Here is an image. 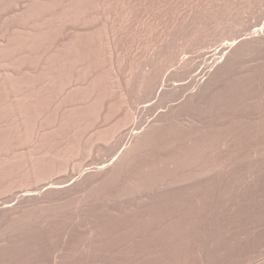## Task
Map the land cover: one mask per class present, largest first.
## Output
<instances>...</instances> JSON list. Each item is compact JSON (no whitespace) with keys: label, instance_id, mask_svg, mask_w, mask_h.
<instances>
[{"label":"rangeland","instance_id":"374dc122","mask_svg":"<svg viewBox=\"0 0 264 264\" xmlns=\"http://www.w3.org/2000/svg\"><path fill=\"white\" fill-rule=\"evenodd\" d=\"M84 1L0 0V264H264V0Z\"/></svg>","mask_w":264,"mask_h":264},{"label":"bare ground","instance_id":"6f19581e","mask_svg":"<svg viewBox=\"0 0 264 264\" xmlns=\"http://www.w3.org/2000/svg\"><path fill=\"white\" fill-rule=\"evenodd\" d=\"M77 1H79L78 4H80L81 6H84V5H83V3L85 2L84 0H77ZM99 1H100V0H99ZM113 1H114V0H113ZM14 2H15V1H14ZM26 2H27V1H26ZM29 2H30V1H29ZM57 3H58V2H57ZM62 3H63V2H62ZM76 3H77V2H76ZM99 3H100V2H99ZM226 3H227V2H226ZM59 4H60V3H59ZM63 4H64V3H63ZM67 4H68V3H67ZM84 4H85V3H84ZM222 4H223V3H222ZM17 5H18V4H17ZM60 5H61V4H60ZM88 5H89V4H88ZM101 5H102V4H101ZM103 5H104V4H103ZM219 5H220V4H219ZM31 6H32V5H31ZM34 6H35V5H34ZM106 6H108V5L106 4ZM44 7H45V6H44ZM55 7H56V6H55ZM63 7H64V6H63ZM104 7H105V6H104ZM104 7H103V8H104ZM219 7H220V6H219ZM219 7H218V8H219ZM224 7H225V6H224ZM31 8H32V7H31ZM45 8H46V7H45ZM82 8L84 9V7H82ZM99 8H100V6H99ZM101 8H102V7H101ZM101 8H100V9H101ZM2 9H3V8H2ZM21 9H22V8H21ZM67 9H68V8H67ZM74 9H75V8H74ZM83 9H82V10H83ZM202 9H203V8H202ZM211 9H212V8H211ZM219 9H221V8H219ZM223 9H224V8H223ZM223 9H222V10H223ZM230 9H231V8H230ZM230 9H229V10H230ZM232 9H233V8H232ZM36 10H37V9H36ZM47 10H48V9H47ZM53 10H54V9H53ZM70 10H71V9H70ZM212 10H213V9H212ZM212 10H211V11H212ZM214 10H215V8H214ZM216 10H218V9H216ZM225 10H226V9H225ZM227 10H228V7H227ZM229 10H228V11H229ZM20 11H21V10H20ZM24 11H25V10H24ZM26 11H27V10H26ZM29 11H30V10H29ZM50 11H51V10H50ZM50 11H49V12H50ZM102 11H103V10H102ZM108 11H109V10H108ZM203 11H204V10H203ZM22 12H23V10H22ZM27 12H28V11H27ZM34 12H36V11H34ZM75 12H76V11H75ZM103 12H104V11H103ZM209 12H210V11H209ZM212 12H213V11H212ZM212 12H211V13H212ZM217 12H218V11H217ZM217 12H216V13H217ZM222 12H223V11H222ZM29 13H30V12H29ZM54 13H56V12H54ZM76 13H77V12H76ZM82 13H83V12H82ZM207 13H208V12H207ZM229 13H230V12H229ZM36 14H37V13H36ZM36 14H35V15H36ZM50 14H51V13H50ZM59 14H60V13H59ZM77 14H78V13H77ZM112 14H113V13H112ZM197 14H198V13H197ZM219 14H220V13H219ZM219 14H218V15H219ZM221 14H222V13H221ZM221 14H220V15H221ZM226 14H227V12H226ZM6 15H7V14H6ZM29 15H30V14H29ZM29 15H28V16H29ZM66 15L68 16V13L65 14V16H66ZM79 15H80V14H79ZM207 15H208V14H207ZM214 15H215V14L213 13V14H212V17H213ZM224 15H225V14H224ZM224 15H223V16H224ZM48 16H49V15H48ZM65 16H64V17H65ZM203 16H204V15H203ZM208 16H209V15H208ZM223 16H222V17H223ZM11 17H12V15H11ZM107 17H108V16H107ZM204 17H205V16H204ZM204 17H203V18H204ZM206 17H207V16H206ZM206 17H205L204 19H207ZM217 17H218V16H217ZM36 18H37V17H36ZM41 18H42V17H41ZM44 18H45V15H44ZM66 18H68V17H66ZM18 19H19V18H18ZM60 19H61V21H62V18H60ZM104 19H105V18H104ZM218 19H219V18H218ZM64 20H65V19H64ZM68 20H69V19H68ZM111 20H112V19H111ZM196 20H197V19H196ZM198 20H199V19H198ZM201 20H202V19H201ZM211 20H213V19H211ZM31 21H32V20H31ZM40 21H41V20H40ZM46 21H47V17H46ZM61 21H59V22H61ZM66 21H67V19L65 20V23L68 22V21H67V22H66ZM85 21H86V20H85ZM204 21H205V20H204ZM207 21H208V20H207ZM209 21H210V20H209ZM214 21L217 22L218 20L216 19V20H214ZM43 22H44V20H43ZM70 22H71V21H70ZM200 22H201V21H200ZM210 22H211V21H210ZM224 22H225V21H224ZM32 23H33V22H32ZM68 23H69V22H68ZM104 23H105V22H104ZM196 23H197V22H196ZM212 23H213V22H212ZM33 24H34V23H33ZM57 24H58V23H57ZM109 24H110V23H109ZM199 24H200V23H199ZM224 24H225V23H224ZM31 25H32V24H31ZM31 25H30V26H31ZM190 25H191V23H190ZM200 25H201V24H200ZM209 25H211V24L209 23ZM218 25H219V24H218ZM6 26H7V25H6ZM34 26H35V25H33V27H34ZM55 26H56V25H55ZM109 26H110V25H109ZM193 26H194V24H193ZM31 27H32V26H31ZM49 27H51V26H49ZM122 27H123V26H122ZM189 27H190V26H189ZM29 28H30V27H29ZM40 28H41V27H39V29H40ZM109 28H110V27H109ZM190 28H191V27H190ZM206 28H207V27H206ZM5 29H6V28H5ZM37 29H38V27H37ZM107 29H108V28H107ZM119 29H122V28H119ZM35 30H36V29H35ZM183 30H184V29H183ZM195 30H196V29H195ZM200 30H201V29H200ZM5 31H6V30H5ZM28 31H29V30H28ZM92 31H93V30H92ZM37 32H38V31H37ZM37 32H36V33H37ZM193 32H194V31H193ZM27 33H28V32H27ZM36 33H35V34H36ZM191 33H192V32H191ZM38 34H39V33H38ZM110 34H111V33H110ZM183 34H184V32H183ZM196 34H197V33H196ZM22 35H23V34H22ZM31 35H32V34H31ZM7 36H8V35H7ZM177 36H178V34H177ZM20 37H21V36H20ZM31 37H32V36H31ZM35 37H37V36H35ZM35 37H34V38H35ZM38 37H39V36H38ZM183 37H184V35H183ZM204 37H205V36H204ZM7 38H8V37H7ZM9 38H10V37H9ZM29 38H30V35H29ZM42 38H43V37H42ZM74 38H75V37H74ZM177 38H179V37H177ZM197 38H198V37H197ZM206 38H207V37H206ZM206 38H205V39H206ZM24 39H25V38H24ZM36 39H37V38H36ZM44 39H45V38H44ZM185 39H186V38H185ZM190 39H191V37H190ZM39 40H40V39H39ZM67 40H68V39H67ZM28 41H29V40H28ZM33 41H34V40H33ZM74 41H75V40H74ZM96 41H97V40H96ZM195 41H196V40H195ZM4 42H5V41H4ZM6 42H7V40H6ZM25 42H26V44H27V40H26ZM43 42H44V41H43ZM72 42H73V41H72ZM13 43H14V42H13ZM13 43H12V44H13ZM34 43H35V42H34ZM34 43H32L31 45H33ZM74 43H75V42H74ZM91 43H92V42H91ZM194 43H195V42H194ZM1 44H2V43H1ZM9 44H10V43H9ZM20 44H21V43H20ZM22 44H23V43H22ZM187 44H188V43H187ZM197 44H198V42H197ZM18 45H19V44H18ZM24 45H25V44H24ZM188 45H189V44H188ZM191 45H192V44H191ZM4 46H5V45H4ZM13 46H14V45H13ZM62 46H63V45H62ZM70 46H71V45H70ZM177 46H179V45H177ZM194 46H195V45H194ZM7 47H8V46H7ZM17 47H18V46H17ZM19 47H20V46H19ZM26 47H29V46L26 45ZM45 47H46V46H45ZM110 47H111V46H110ZM166 47H167V46H166ZM168 47H169V46H168ZM236 47H237V46H236ZM236 47H234V50H235V49L237 50V51L235 50V51H236V54H237L238 51H240V50H238V48H236ZM238 47H239V45H238ZM11 48H12V47H11ZM15 48H16V47H15ZM48 48H49V47H48ZM48 48H47V49H48ZM74 48H75V47H74ZM76 48H77V47H76ZM185 48H186V47H185ZM231 48H233V47H231ZM240 48H241V47H240ZM240 48H239V49H240ZM20 49H23V48H20ZM30 49H31V48H30ZM37 49H38V48H37ZM49 49H50V48H49ZM72 49H73V48H72ZM77 49H78V48H77ZM114 49H115V48H114ZM165 49H166V48H165ZM165 49H164L163 51H165ZM41 50H42V49H41ZM51 50H52V49H51ZM59 50H60V49H59ZM67 50H68V49H67ZM112 50H113V49H112ZM166 50H167V49H166ZM170 50H171V49H170ZM11 51H12V50H11ZM25 51H26V48H25ZM76 51H77V50H76ZM228 51L230 52V49H229ZM231 51H233V49H232ZM16 52H17V51H16ZM18 52H19V51H18ZM21 52H22V50H21ZM29 52H30V51H29ZM49 52H51V51H49ZM55 52H56V51H55ZM63 52H64V51H63ZM65 52H66V51H65ZM78 52H79V51H78ZM165 52H166V51H165ZM229 52H227V53L231 56V53H232V52H231V53H229ZM233 52H234V51H233ZM0 53H1V52H0ZM44 53H45V52H43V54H44ZM46 53H47V52H46ZM57 53H58V52H57ZM167 53H168V52H167ZM180 53H181V52H180ZM2 54H3V53H2ZM16 54L18 55V53H16ZM27 54H28V53H27ZM31 54H32V53H31ZM51 54H52V53H51ZM54 54H55V53H54ZM80 54H81V53H80ZM160 54H161V53H160ZM162 54H163V53H162ZM217 54H218V53H217ZM232 54H233V53H232ZM0 55H1V54H0ZM11 55H12V54H11ZM41 55H42V54H41ZM70 55H71V54H70ZM73 55H74V54H73ZM76 55L78 56V54H76ZM82 55H83V54H82ZM84 55H85V54H84ZM169 55H170V54H169ZM206 55H207V54H206ZM215 55H216V53H215ZM215 55H214V56L211 55V56H212V57H215ZM46 56H47V55H46ZM53 56H54V55H53ZM167 56H168V55H167ZM211 56H209V57L211 58ZM3 57H5V56L3 55ZM8 57H9V56H8ZM22 57H23V56H22ZM22 57H20V58H22ZM161 57L163 58V56H161ZM161 57H160V58H161ZM164 57H165V56H164ZM171 57H172V56H171ZM171 57H170V58H171ZM222 57H223V56H222ZM227 57H228V60H229V61H227V63H228V62L230 63V61L232 60L231 57H235V54L232 55V56L230 57L231 60L229 59V56H227ZM227 57H225L226 60H227ZM23 58H24V57H23ZM25 58H26V57H25ZM46 58H48V56H47ZM79 58H80V57H79ZM116 58H117V57H116ZM155 58H156V57H155ZM166 58H168V57H166ZM210 58H209V59H210ZM6 59H7V58H6ZM16 59H17V58H16ZM40 59H41V58H40ZM57 59H58V58H57ZM67 59H68V58H67ZM87 59H89V58H87ZM112 59H113V58H112ZM168 59H169V58H168ZM206 59H207V58H206ZM209 59H207V60H209ZM213 59H215V58H213ZM0 60H1V59H0ZM2 60H3V59H2ZM10 60H11V59H10ZM29 60H30V59H29ZM47 60H48V59H47ZM155 60H156V59H155ZM158 60H160V59H158ZM215 60H217V59H215ZM222 60H223V59H222ZM15 61H16V60H15ZM30 61H31V60H30ZM56 61H57V60H56ZM76 61H77V60H76ZM84 61H85V60H84ZM111 61H112V60H111ZM151 61H152V60H151ZM156 61H157V60H156ZM163 61H164V60H163ZM163 61H162V62H163ZM175 61H176V60H175ZM213 61H214V60H212V62H213ZM31 62H32V61H31ZM48 62H49V61H48ZM164 62H166V61H164ZM171 62H172V61H171ZM183 62H184V61H183ZM207 62H209V61H207ZM216 62H217V61H215V64H216ZM21 63H22V62H21ZM42 63H43V62H42ZM45 63H46V62H45ZM54 63H55V62H54ZM58 63H59V62H58ZM66 63H67V62H66ZM71 63H73V62H71ZM81 63H82V61H81ZM159 63H160V61H159ZM181 63H182V62H181ZM213 63H214V62H213ZM3 64H4V63H3ZM27 64H28V63H27ZM49 64H50V63H49ZM85 64H86V63H85ZM150 64H151V63H150ZM160 64H161V63H160ZM163 64H164V63H163ZM175 64H177V63L175 62ZM183 64H184V67H185V66H186V65H185L186 63L184 62ZM23 65H24V64H23ZM68 65H69V64H68ZM71 65H73V64H71ZM147 65H148V64H147ZM155 65H156V64H155ZM157 65H158V64H157ZM164 65H165V64H164ZM167 65H168V64H167ZM188 65H189V64H188ZM3 66H4V65H3ZM16 66H17V65H16ZM28 66H30V65H28ZM59 66H60V65H59ZM62 66H63V65H62ZM98 66H99V65H98ZM112 66H113V65H112ZM130 66H131V65H130ZM149 66H150V65H149ZM168 66H169V65H168ZM0 67H1V66H0ZM7 67H8V66H7ZM10 67H11V66H10ZM25 67H27V66H25ZM33 67H34V66H33ZM57 67H58V66H57ZM75 67H76V66H75ZM83 67H84V65H83ZM87 67H88V66H87ZM143 67H144V66H143ZM163 67H164V66H163ZM221 67H222V65H221ZM11 68H12V67H11ZM50 68H51V67H50ZM64 68H65V67H64ZM159 68H160V66H159ZM159 68H158V69H159ZM161 68H162V67H161ZM161 68H160V69H161ZM182 68H183V67H182ZM39 69H40V68H39ZM51 69H52V68H51ZM67 69H68V68H67ZM79 69H80V67H79ZM144 69H145V68H144ZM154 69H155V68H154ZM158 69L156 70V72L158 71ZM222 69H223V68H222ZM24 70H25V69H24ZM34 70H35V69H34ZM55 70H56V69H52V70H51V72H50L51 75H54V74L58 73V72L53 73V72H55ZM64 70H65V69H64ZM68 70H69V69H68ZM75 70H76V69H75ZM152 70H153V69H152ZM161 70H163V69H161ZM165 70H166V68H165ZM219 70H220V69H219ZM8 71H9V70H8ZM14 71H15V70H14ZM20 71H21V70H20ZM25 71H26V70H25ZM31 71H32V70H31ZM36 71H37V70H36ZM40 71H41V70H40ZM46 71H47V70H46ZM52 71H53V72H52ZM56 71H57V70H56ZM76 71H77V70H76ZM81 72H82V71H81ZM93 72H94V71H93ZM98 72H99V71H98ZM140 72H141V71H140ZM143 72H144V71H143ZM145 72H146V71H145ZM145 72H144V73H145ZM8 73H9V72H8ZM12 73H13V72H12ZM27 73H29V72H27ZM52 73H53V74H52ZM85 73L87 74V71H85ZM152 73H153V72H152ZM158 73H159V72H158ZM161 73H163V71H162ZM23 74H26V73H23ZM35 74H36V72H35ZM64 74H65V73H64ZM141 74H142V73H141ZM12 75H13V74H12ZM16 75H17V73H16ZM71 75H72V74H71ZM154 75H155V73H154ZM154 75L151 74L150 72L148 73V70H147V73H146V74H143L142 76L139 77V78H142V77L144 78V85H145V88L148 90V92H149V91H152V90H150V88L153 87V83H154L155 81H157V80H160V79L157 78V77H158V74H156L157 77H155ZM159 75H161V74H159ZM7 76H8V75H7ZM23 76H24V75H23ZM33 76H34V75H33ZM56 76H57V75H56ZM56 76H55V77H56ZM58 76H60V73L58 74ZM73 76H74V75H73ZM76 76H78V75H76ZM89 76H90V75H89ZM138 76H139V75H138ZM10 77H11V76H10ZM14 77H15V76H14ZM18 77H19V76H17V79H18ZM29 77H30V76H29ZM47 77H49V75H48ZM53 77H54V76H53ZM61 77H63V76L61 75ZM123 77H124V75H123ZM161 77H162V76H161ZM33 78H34V77H33ZM38 78H39V77H38ZM58 78H59V77H58ZM58 78H56V79H58ZM64 78H65V77H64ZM70 78H71V77H70ZM76 78H77V77H76ZM139 78H138V79H139ZM143 78H142V79H143ZM156 78H157V80H156ZM2 79H3V78H2ZM15 79H16V78H15ZM71 79H72V78H71ZM71 79H70V80H71ZM97 79H98V78H97ZM110 79H111V78H110ZM133 79H134V78H133ZM25 80H26V79H25ZM37 80H38V79H37ZM37 80H36V81H37ZM45 80H47V79H45ZM100 80H101V79H100ZM118 80H119V79H118ZM207 80H208V79H207ZM1 81H3V80H1ZM7 81H8V80H7ZM39 81H41V80H39ZM48 81H49V80H48ZM55 81H56V80H55ZM101 81H102V80H101ZM24 82H25V81H24ZM51 82H52V81H51ZM78 82H79V81H78ZM84 82H85V81H84ZM96 82H98V81L96 80ZM96 82H95V83H96ZM120 82H121V81H120ZM139 82H140V81H139ZM197 82L199 83L200 80L197 81ZM209 82H210V81H209ZM1 83H2V82H1ZM17 83H18V82H17ZM32 83H33V82H32ZM39 83H40V82H39ZM42 83H45V82H42ZM47 83H48V82H47ZM52 83H53V82H52ZM95 83H94V84H95ZM103 83H104V82H103ZM140 83H142V82H140ZM156 83H157V82H156ZM14 84H15V82H14ZM60 84H61V83H60ZM60 84H59V85H60ZM67 84H68V83H67ZM91 84H92V83H91ZM96 84H97V83H96ZM118 84H119V83H118ZM123 84H124V83H123ZM138 84H139V83H138ZM142 84H143V83H142ZM157 84H158V83H157ZM205 84H206L205 86H207V85L210 86L208 83H205ZM12 85H13V84H12ZM21 85H22V84H21ZM21 85H20V86H21ZM27 85H28V84H27ZM33 85H34V84H33ZM38 85H39V84H38ZM48 85H49V84H48ZM51 85H53V84H51ZM75 85H76V84H75ZM121 85H122V84H121ZM134 85H136V84H134ZM140 85H141V84H140ZM154 85H155V83H154ZM203 85H204V84H203ZM4 86H5V85H4ZM4 86H3V87H4ZM22 86H23V85H22ZM22 86H21V87H22ZM40 86H41V85H40ZM55 86H56V84H55ZM62 86H63V85H62ZM71 86H73V85L71 84ZM123 86H124V85H123ZM205 86H202V88H203V87L205 88ZM47 87H48V86H47ZM53 87H54V86H53ZM63 87H64V86H63ZM86 87H87V86H86ZM88 87H89V86H88ZM88 87H87V88H88ZM94 87H95V86H94ZM121 87H122V86H121ZM124 87H125V86H124ZM126 87H127V85H126ZM137 87H138V86H137ZM141 87H142V86H141ZM210 87H211V86H210ZM25 88H26V87H25ZM38 88H39V87H38ZM57 88H58V87H57ZM66 88H68V87H66ZM76 88H77V87H76ZM89 88H90V87H89ZM92 88H93V87H92ZM128 88H129V87H128ZM135 88H136V87H135ZM5 89H6V87H5ZM7 89H8V88H7ZM9 89H10V88H9ZM36 89H37V88H36ZM73 89H75V88H73ZM80 89H81V88H80ZM130 89H131V88H130ZM206 89H207V87H206ZM208 89H209V88H208ZM12 90H13V87H12ZM42 90H44V89H42ZM56 90H57V89H56ZM59 90H60V89H59ZM64 90H65V88H64ZM68 90H69V89H68ZM120 90H122V89H120ZM132 90H133V88H132ZM153 90H154V88H153ZM217 90H218V89H217ZM32 91H33V90H32ZM70 91H72V90H70ZM87 91L89 92V90H87ZM128 91H129V90H128ZM140 91H141V90H140ZM143 91H144V89H143ZM5 92H6V91H5ZM23 92H24V91H23ZM34 92H35V91H34ZM37 92H38V91H37ZM44 92H45V91H44ZM47 92H48V91H47ZM67 92H68V91H67ZM102 92H103V91H102ZM129 92H130V91H129ZM132 92H134V91H132ZM148 92H147V93H148ZM221 92H222V91H221ZM31 93H32V92H31ZM97 93H98V92H97ZM126 93H127V92H126ZM137 93H139V92H137ZM141 93H142V92H141ZM145 93H146V91H145ZM147 93H146V94H147ZM150 93H151V92H150ZM150 93H149V94H150ZM162 93H163V92H162ZM162 93H160V94H162ZM206 93H208V92H206ZM88 94H89V93H88ZM99 94H100V93H99ZM99 94H98V95H99ZM121 94H122V92H121ZM193 94H194V93H193ZM220 94H221V93H220ZM14 95H15V94H14ZM34 95H35V94H34ZM39 95H40V94H39ZM62 95H63V94H62ZM66 95H67V94H66ZM68 95H69V94H68ZM124 95H125V94H124ZM124 95H123V96H124ZM128 95H129V93H128ZM137 95H138V94H137ZM137 95H136V96H137ZM162 95H164V93H163ZM64 96H65V95H64ZM72 96H73V95H72ZM131 96H132V94H131ZM142 96H143V95H142ZM203 96H204V95H203ZM7 97H8V96H7ZM17 97H18V96H17ZM22 97H23V96H22ZM27 97H28V96H27ZM59 97H61V96H59ZM126 97H127V96H126ZM129 97H130V95H129ZM129 97H128V99H129ZM145 97H146V96H145ZM161 97H162V96H161ZM166 97H167V96H166ZM201 97H202V96H201ZM201 97H200V98H201ZM214 97H215V96H214ZM1 98H2V96H1ZM29 98H30V97H29ZM39 98H40V97H39ZM46 98H47V97H46ZM48 98H49V97H48ZM63 98H65V97H63ZM63 98L61 97V99H63ZM85 98H86V97H85ZM110 98H111V97H110ZM130 98H131V97H130ZM141 98H142V97H141ZM159 98H160V97H159ZM196 98H197V97H196ZM200 98H199V99H200ZM221 98H222V97H221ZM13 99H14V98H13ZM17 99H18V98H17ZM25 99H27V98L25 97ZM41 99H42V98H41ZM52 99H53V98H52ZM61 99H60V100H61ZM82 99H83V98H82ZM112 99H113V98H112ZM142 99H143V98H142ZM191 99H192V98H191ZM63 100H64V99H63ZM65 100H66V99H65ZM88 100L90 101V99H88ZM121 100H122V99H121ZM124 100H125V99H124ZM124 100H123V101H124ZM135 100H136V98H135ZM139 100H140V99H139ZM223 100H224V99H223ZM21 101H22V100H21ZM33 101H35V100H33ZM37 101H38V100H37ZM37 101H36V102H37ZM71 101H72V100H71ZM104 101H105V100H104ZM132 101H133V99H132ZM192 101H193V100H192ZM214 101H215V100H214ZM217 101H218V100H217ZM0 102H2V101H0ZM8 102H9V101H8ZM59 102H60V101H59ZM66 102H67V101H66ZM82 102H83V101H82ZM85 102H86V101H85ZM93 102H94V100H93ZM97 102H99V101H97ZM129 102H130V101H129ZM203 102H204V101H203ZM15 103H16V102H15ZM30 103H31V102H30ZM40 103H42V102H40ZM46 103H48V102H46ZM46 103H45V104H46ZM197 103H198V101H197ZM200 103H201V102H200ZM204 103H205V102H204ZM8 104H10V103H8ZM11 104H12V103H11ZM21 104H22V103H21ZM25 104H26V103H25ZM48 104H49V103H48ZM64 104H65V103H64ZM70 104H71V103H70ZM97 104H98V103H97ZM130 104H131V103H130ZM215 104H216V103H215ZM6 105H7V104H6ZM23 105H24V104H23ZM89 105H90V104H89ZM105 105H106V104H105ZM123 105H124V103H123ZM220 105H221V104H220ZM220 105H219V106H220ZM3 106H4V105H3ZM67 106H68V105H67ZM91 106H92V105H91ZM93 106H94V105H93ZM93 106H92V107H93ZM135 106H136V105H135ZM210 106H211V105H210ZM20 107H21V106H20ZM62 107H63V106H62ZM136 107H137V106H136ZM193 107H194V106H193ZM197 107H198V106H197ZM200 107H201V106H200ZM214 107H215V106H214ZM4 108H5V107H4ZM10 108H12V107H10ZM16 108H17V107H16ZM33 108H34V107H33ZM49 108H50V107H49ZM1 109H2V108H1ZM14 109H15V108H14ZM54 109H55V108H54ZM94 109H95V108H93V110H94ZM129 109H130V108H129ZM134 109H136V108H134ZM196 109H197V108H196ZM210 109H211V108H210ZM23 110H24V109H23ZM32 110H33V109H32ZM69 110H70V109H69ZM88 110H89V109H88ZM103 110H104V109H103ZM110 110H111V109H110ZM112 110H113V109H112ZM190 110H191V108H190ZM190 110H189V111H190ZM221 110H222V109H221ZM0 111H1V110H0ZM42 111H43V110H42ZM44 111H45V110H44ZM44 111H43V112H44ZM85 111H86V110H85ZM127 111H128V110H127ZM187 111H188V110H187ZM4 112H5V111H4ZM56 112H57V111H56ZM64 112H65V111H64ZM92 112H93V111H92ZM94 112H95V110H94ZM190 112H192V111H190ZM20 113H21V112H20ZM62 113H63V112H62ZM86 113H87V112H86ZM86 113H85V114H86ZM121 113H122V112H121ZM22 114H23V113H22ZM68 114H69V113H68ZM76 114H77V113H76ZM82 114H83V113H82ZM95 114H96V113H95ZM127 114H128V113H127ZM194 114H195V113H194ZM210 114H211V113H210ZM216 114H217V113H216ZM12 115H13V114H12ZM44 115H45V113H44ZM46 115H47V114H46ZM59 115H60V114H59ZM63 115H64V114H63ZM69 115H70V114H69ZM71 115H72V114H71ZM177 115H178V114H177ZM181 115H182V113H181ZM221 115H222V114H221ZM15 116H16V115H15ZM39 116H40V115H39ZM42 116H43V115H42ZM47 116H49V114H48ZM66 116H67V115H66ZM130 116H131V115H130ZM134 116H135V115H134ZM205 116H206V115H205ZM180 117H181V116H180ZM186 117H187V116H186ZM5 118H6V117H5ZM27 118H28V117H27ZM39 118H40V117H39ZM100 118H101V117H100ZM126 118H127V117H126ZM126 118H125V119H126ZM133 118H134V117H133ZM181 118H182V117H181ZM181 118H180V119H181ZM1 119H2V118H1ZM10 119H11V118H10ZM17 119H18V118H17ZM59 119H60V118H59ZM78 119H79V118H78ZM83 119H84V118H83ZM92 119H93V118H92ZM102 119H103V118H102ZM105 119H106V118H105ZM3 120H5V119H3ZM8 120H9V119H8ZM36 120H37V119H36ZM39 120H40V119H39ZM53 120H54V119H53ZM56 120H58V119H56ZM136 120H137V119L132 120L131 123H133V122L136 121ZM157 120H158V119H156V122H157V124H158V121H157ZM169 120H170V119H169ZM171 120H172V119H171ZM202 120H203V119H202ZM206 120H207V119H206ZM222 120H223V119H222ZM12 121H13V120H12ZM12 121H11V122H12ZM41 121H42V120H41ZM119 121H120V120H119ZM164 121H165V120H164ZM200 121H201V120H200ZM217 121H218V120H217ZM220 121H221V120H220ZM13 122H14V121H13ZM37 122H38V121H37ZM62 122H63V121H62ZM108 122H109V121H108ZM142 122H143V121H142ZM145 122H146V121H145ZM145 122H143V123H145ZM154 122H155V121H154ZM165 122H167V120H166ZM171 122H172V121H171ZM184 122H185V121H184ZM17 123H18V122H17ZM46 123H47V122H46ZM67 123H68V122H67ZM125 123H126V122H125ZM139 123H141V122H139ZM139 123H138V127L141 125V124L139 125ZM160 123H162V122H159V124H160ZM163 123H164V122H163ZM179 123H180V122H179ZM189 123H190V122H189ZM199 123H201V122H199ZM209 123H211V121H210ZM2 124H3V122H2ZM7 124H8V123H7ZM62 124H63V123H62ZM72 124H73V122H72ZM82 124H83V123H82ZM98 124H99V123H98ZM102 124H103V123H102ZM151 124H152V122H151ZM151 124H150V125L148 124V126H153L154 123H153L152 125H151ZM155 124H156V123H155ZM173 124H174V123H173ZM9 125H10V124H9ZM28 125H29V124H28ZM40 125H41V124H40ZM46 125H48V124H46ZM46 125H45V126H46ZM90 125H92V124H90ZM143 125H144V124H143ZM2 126H4V125H2ZM14 126H16V125H14ZM35 126H36V125H35ZM38 126H39V125H38ZM64 126H65V125H64ZM69 126H70V125H69ZM80 126H81V125H80ZM84 126H85V125H84ZM217 126H218V125H217ZM18 127H19V126H18ZM27 127H28V126H27ZM36 127H37V126H36ZM57 127H58V126H57ZM113 127H114V126H113ZM117 127H118V126H116L115 128L117 129ZM141 127H142V128H141ZM166 127H167V126H166ZM6 128H7V125H6ZM31 128H32V127H31ZM51 128H52V126H51ZM75 128H76V127H75ZM110 128H111V127H110ZM140 128H141V129H140L139 132H137V133H135V134L132 133V134H133L132 136H130V135L127 133V136L129 135V136L131 137V138H130L131 140H132V139H138V140H140V139L142 138L141 136H143L144 134H145V136L147 135L146 133H147L148 131H146V130L151 129V128H148V129H147V126H145V127L140 126ZM45 129H46V128H45ZM57 129H58V128H57ZM80 129H82V128H80ZM116 129H115V130H116ZM161 129H162V128H161ZM103 130H104V129H103ZM138 130H139V128H138ZM157 130H159V129H157ZM2 131H3V130H2ZM60 131H61V130H60ZM90 131H91V130H90ZM107 131H108V130H107ZM110 131H111V130H110ZM136 131H137V130H136ZM136 131H135V132H136ZM145 131H146V132H145ZM202 131H203V130H202ZM12 132H13V131H12ZM34 132H35V131H34ZM46 132H47V131H46ZM75 132H76V131H75ZM93 132H94V131H93ZM98 132H99V131H98ZM114 132H115V131H114ZM117 132H118V131H117ZM132 132H133V131H132ZM149 132H150V130H149ZM149 132H148V134L150 135ZM94 133H95V132H94ZM99 133H100V132H99ZM106 133H107V132H106ZM154 133H156V132H154ZM34 134H35V133H34ZM59 134H60V133H59ZM158 134H159V133H158ZM6 135H7V134H6ZM14 135H15V134H14ZM40 135H41V134H40ZM78 135H79V134H78ZM101 135H102V134H101ZM111 135H112V134H111ZM113 135H114V134H113ZM116 135H117V134H116ZM183 135H184V134H183ZM185 135H186V134H185ZM193 135H194V134H193ZM20 136H21V135H20ZM51 136H52V134H51ZM105 136H106V135H105ZM108 136H109V135H108ZM118 136H119V134H118ZM160 136H161V135H160ZM160 136H159V138H160ZM166 136H167V135H166ZM172 136H173V135H172ZM43 137H45V136H43ZM59 137H60V136H59ZM103 137H104V136H103ZM112 137H114V136H112ZM153 137H154V136H153ZM78 138H79V137H78ZM91 138H92V137H91ZM100 138H101V137H100ZM107 138H108V137H107ZM139 138H140V139H139ZM20 139H21V138H20ZM63 139H64V138H63ZM124 139H125V138H124ZM130 139H128V140H130ZM12 140H14V139H12ZM25 140H26V139H25ZM40 140H41V139H40ZM96 140H97V139H96ZM107 140H108V139H107ZM151 140H152V139H151ZM158 140H159V139H158ZM205 140H206V139H205ZM31 141H32V140H31ZM38 141H39V140H38ZM51 141H52V140H51ZM82 141H83V140H82ZM102 141H103V140H102ZM16 142H17V141H16ZM20 142H21V141H20ZM24 142H25V141H24ZM64 142H65V141H64ZM116 142H117V141H116ZM134 142H135V141H134ZM188 142H189V141H188ZM197 142H198V141H197ZM47 143H48V142H47ZM49 143H51V142H49ZM80 143H81V142H80ZM92 143H93V142H92ZM100 143H101V142H100ZM110 143H111V142H110ZM145 143H146V142H145ZM194 143H195V142H194ZM201 143H202V142H201ZM23 144H24V143H23ZM25 144H26V143H25ZM39 144H40V143H39ZM54 144H55V143H54ZM60 144H61V143H60ZM66 144H67V143H66ZM85 144H86V143H85ZM142 144H143V143H142ZM146 144H147V143H146ZM152 144H154V143H152ZM3 145H4V144H3ZM33 145H34V144H33ZM47 145H48V144H47ZM200 145H201V144H200ZM41 146H42V145H41ZM75 146H76V145H75ZM83 146H84V145H83ZM134 146H135V145H134ZM139 146H140V145H139ZM188 146H189V144H188ZM0 147L3 149L2 146H0ZM21 147H22V146H21ZM29 147H30V146H29ZM84 147H85V146H84ZM89 147H91V146H89ZM115 147H116V146H115ZM119 147H120V146H119ZM143 147H144V146H143ZM6 148H8V147H6ZM53 148H54V147H53ZM74 148H75V147H74ZM93 148H94V147H93ZM96 148H97V147H96ZM184 148H186V147H184ZM190 148H191V147H190ZM49 149H50V148H49ZM106 149H107V148H106ZM115 149H116V148H115ZM52 150H53V149H52ZM58 150H59V149H58ZM71 150H72V149H71ZM91 150H92V149H91ZM112 150H113V147H112ZM124 150H125V149H124ZM124 150H123V151H124ZM138 150H139V149H138ZM155 150H156V149H155ZM53 151H54V150H53ZM60 151H61V150H60ZM82 151H83V150H82ZM89 151H90V150H89ZM104 151H105V150H104ZM147 151H148V150H147ZM38 152H39V151H38ZM41 152H42V151H41ZM66 152H67V151H66ZM70 152H71V151H70ZM90 152H91V151H90ZM94 152H95V151H94ZM125 152H126V151H124L119 157H122V155H124ZM130 152H131V151L129 150V153H130ZM141 152H142V151H141ZM162 152H163V151H162ZM189 152H190V151H189ZM33 153H34V152H33ZM114 153H115V152H114ZM120 153H121V152H120ZM127 153H128V152H127ZM138 153H139V152H138ZM186 153H187V152H186ZM19 154H20V153H19ZM23 154H25V153H23ZM36 154H37V153H36ZM36 154H35V155H36ZM45 154H46V153H45ZM81 154H82V153H81ZM83 154H84V153H83ZM90 154H91V153H90ZM131 154H133V153L131 152V153H130V156H127V155H126V157H129V158H130V157H131ZM144 154H145V153H144ZM199 154H200V153H199ZM56 155H57V154H56ZM65 155H66V154H65ZM65 155H64V156H65ZM75 155H76V154H75ZM91 155H92V154H91ZM112 155H113V153H112ZM139 155H140V154H139ZM155 155H156V154H155ZM180 155H181V154H180ZM190 155H191V154H190ZM76 156H77V155H76ZM209 156H210V155H209ZM60 157H61V156H60ZM86 157H87V156H86ZM117 157H118V156H117ZM195 157H196V155H195ZM78 158H79V157H78ZM115 158H116V157H115ZM115 158H114V159H115ZM122 158H123V157H122ZM124 158H125V156H124ZM133 158H134V157H133ZM177 158H178V156H177ZM205 158H206V157H205ZM50 159H51V158H50ZM127 159H128V158H127ZM41 160H42V159H41ZM53 160H54V159H53ZM71 160H72V159H71ZM98 160H99V158H98ZM112 160H113V159H112ZM128 160H129V159H128ZM164 160H165V159H164ZM168 160H169V159H168ZM179 160H180V159H179ZM203 160H204V159H203ZM207 160H208V159H207ZM23 161H24V160H23ZM35 161H36V160H35ZM0 162H1V161H0ZM30 162H31V161H30ZM62 162H63V161H62ZM65 162H66V161H65ZM78 162H79V161H78ZM102 162H103V161H102ZM106 162H107V163H106ZM106 162H105V164H102V165H107V164L109 163L108 161H106ZM112 162H113V161H112ZM116 162H117V161H116ZM116 162H115V165H116ZM46 163H47V162H46ZM51 163H52V162H51ZM57 163H59V162H57ZM57 163H56V164H57ZM126 163H127V165H128V162H126ZM161 163H162V162H161ZM161 163H160V165H161ZM67 164H68V163H67ZM109 164L111 165V163H109ZM109 164H108V165H109ZM143 164H144V163H143ZM177 164H178V163H177ZM72 165H73V164H72ZM97 165H98V164H97ZM99 165H100V163H99ZM108 165H107V167H108V170H109V167H110V166H108ZM124 165H125V164H124ZM130 165H131V164H130ZM145 165H146V164H145ZM150 165L153 166L152 163H151ZM164 165H165V164H164ZM10 166H11V165H10ZM21 166H22V165H21ZM23 166H24V165H23ZM63 166H64V165H63ZM82 166H83V165H82ZM100 166H101V165H100ZM112 166H114V165H112ZM141 166H142V165H141ZM167 166H168V165H167ZM179 166H180V165H179ZM39 167H40V166H39ZM101 167H104V166H101ZM101 167H99V168H101ZM114 167H115V166H114ZM122 167H123V166H122ZM122 167H121V168H122ZM125 167H127V166H125ZM142 167H143V166H142ZM142 167H141V168H142ZM153 167H154V166H153ZM200 167H201V166H200ZM37 168H38V167H37ZM46 168H47V167H46ZM61 168H63V167H61ZM70 168H71V167H70ZM105 168H106V166H105ZM105 168H103V169L101 168V169L105 171ZM154 168H155V167H154ZM156 168H158V167H156ZM170 168H171V167H170ZM29 169H30V168H29ZM32 169H33V168H32ZM35 169H36V168H35ZM57 169H58V168H57ZM81 169H82V168H81ZM81 169H79V170H81ZM101 169H100V170H101ZM112 169H113V168H112ZM158 169H159V168H158ZM42 170H43V168H42ZM63 170H64V169H63ZM90 170H91V169H90ZM123 170H124V169H123ZM149 170H150V169H149ZM173 170H174V169H173ZM199 170L201 171V169H199ZM20 171L22 172V170H20ZM24 171H25V170H24ZM26 171H28V169H27ZM37 171H38V170H37ZM104 171H103V172H104ZM38 172H39V171H38ZM59 172H60V171H59ZM63 172H64V171H63ZM121 172H122V171H121ZM156 172H157V171H156ZM52 173H53V172H52ZM56 173H57V172H56ZM65 173H66V172H65ZM67 173H68V172H67ZM100 173L102 174V172H100ZM100 173H99V174H100ZM175 173H176V172H175ZM12 174H13V173H12ZM23 174H24V173H23ZM34 174H35V173H34ZM54 174H55V173H54ZM71 174H72V173H71ZM74 174H75V173H74ZM74 174H73V175H74ZM113 174H114V173H113ZM116 174H117V173H116ZM129 174H130V173H129ZM179 174H180V173H179ZM77 175H78V173H77ZM89 175H90V174H89ZM89 175H88V176H89ZM93 175H94V174H93ZM93 175H92V176H93ZM122 175H123V174H122ZM125 175H126V174H125ZM134 175H136V174H134ZM134 175H133V176H134ZM36 176H37V175H36ZM47 176H48V175H47ZM58 176H59V175H58ZM60 176H61V175H60ZM68 176H69V175H68ZM86 176H87V175H86ZM86 176H85V177H86ZM88 176H87V177H88ZM5 177H6V176H5ZM72 177H73V176H72ZM72 177H71L70 179L65 180V181H62V182H58V181H57V182H54V183H49V184H47V185L44 184V185H46V186H45L46 189H44L43 191H45L47 194H52V195H53V194L61 195L63 192L66 193V192H68L69 190L75 188V187H76V184L78 183L76 180L73 181V180H72V179H73ZM75 177H76V176H75ZM99 177H100V176H99ZM20 178H21V177H20ZM30 178H31V177H30ZM32 178H33V177H32ZM34 178H35V177H34ZM47 178H49V177H47ZM140 178H141V177H140ZM142 178H143V177H142ZM2 179H3V178H2ZM23 179H24V178H23ZM37 179H38V178H37ZM63 179H64V178H63ZM75 179H76V178H75ZM84 179H85V178H84ZM86 179H87V178H86ZM86 179H85V180H86ZM95 179H96V178H95ZM99 179H100V178H99ZM110 179H111V178H110ZM114 179H115V178H114ZM130 179H131V177H130ZM182 179H183V178H182ZM10 180H11V178H10ZM45 180H46V179H45ZM49 180H50V179H49ZM59 180H60V179H59ZM61 180H62V179H61ZM153 180H154V179H153ZM173 180H174V179H173ZM3 181H4V179H3ZM3 181H2V182H3ZM12 181H13V180H12ZM54 181H55V180H54ZM89 181H90V180H89ZM102 181H103V179H102ZM111 181H112V180H111ZM127 181H128V180H127ZM138 181H139V180H138ZM14 182H15V181H14ZM22 182H23V181H22ZM76 182H77V183H76ZM82 182H83V181H82ZM118 182H120V181H118ZM135 182H137V181H135ZM204 182H205V181H204ZM9 183H10V182H9ZM109 183H110V182H109ZM142 183H143V182H142ZM1 184H2V183H1ZM1 184H0V185H1ZM25 184H26V182H25ZM40 184H41V183H40ZM110 184H111V183H110ZM125 184H126V182H125ZM140 184H141V183H140ZM160 184H162V183H160ZM183 184H184V183H183ZM7 185H9V184H7ZM30 185H31V184H30ZM78 185H79V184H78ZM83 185H84V184H83ZM95 185H96V184H95ZM145 185H146V184H145ZM23 186H24V185H23ZM23 186H22V187H23ZM74 186H75V187H74ZM86 186H87V185H86ZM121 186H122V185H121ZM126 186H127V185H126ZM17 187H18V186H17ZM40 187H41V186H40ZM106 187H107V186H106ZM140 187H141V186H140ZM153 187H154V186H153ZM29 188H30V187H29ZM0 189H1V188H0ZM25 189H26V188H25ZM76 189H77V188H76ZM102 189H103V188H102ZM108 189H109V188H108ZM177 189H178V188H177ZM16 190H17V189H16ZM111 190H112V189H111ZM125 190H126V189H125ZM140 190H141V189H140ZM156 190H157V189H156ZM17 192H18V191H17ZM151 192H152V191H151ZM3 193H4V192H3ZM59 193H60V194H59ZM69 193H71V192H69ZM79 193H80V192H79ZM85 193H86V192H85ZM25 194H27V193H25ZM25 194H23L22 196H20V198L22 197V199H24V200H26V199L29 200V199H33V198H38L39 200L43 199V196H41V194H39V193H38V194L35 193L36 195H34V196H33L34 193H32V194L29 193L30 195H28V194L25 195ZM72 194H73V193H72ZM80 194H81V193H80ZM107 194H108V193H107ZM112 194H113V193H112ZM144 194H145V193H144ZM156 194H157V193H156ZM43 195H44V194H43ZM56 195H55V197H58V195H57V196H56ZM64 195H65V194H64ZM98 195H99V194H98ZM49 196H50V195H49ZM73 196H74V195H73ZM100 196H101V195H100ZM39 197H40V198L42 197V198L40 199ZM47 197H48V196H47ZM53 197H54V196H53ZM63 197H64V196H63ZM65 197H66V196H65ZM82 197H83V196H82ZM94 197H95V196H94ZM166 197H167V196H166ZM4 198H5V197H4ZM7 198H10V197H7ZM11 198H12V197H11ZM44 198H46L45 195H44ZM51 198H52V197H51ZM51 198H50V199H51ZM60 198H61V196H60ZM67 198H68V197H67ZM70 198H71V197H70ZM122 198H123V197H122ZM143 198H144V197H143ZM143 198H142V199H143ZM13 199H14V198H13ZM48 199H49V198H48ZM58 199H59V198H58ZM79 199H81V198H79ZM105 199H106V198H105ZM162 199H163V198H162ZM35 200H36V199H35ZM46 200H47V199H46ZM53 200H54V199H53ZM53 200H52V201H53ZM139 200H140V199H139ZM139 200H138V201H139ZM147 200H148V198L146 199V201H147ZM0 201H1V200H0ZM4 201H5V200H4ZM33 201H34V200H33ZM69 201H70V200H69ZM86 201H87V200H86ZM104 201H105V200H104ZM37 202H38V201H37ZM40 202H41V201H40ZM46 202H47V201H46ZM49 202H50V201H49ZM63 202H64V201H63ZM143 202H144V201H143ZM44 203H45V202H44ZM59 203H60V202H59ZM61 203H62V202H61ZM18 204H19V203H18ZM21 204H23V203L21 202ZM26 204H27V203H26ZM34 204H35V202H34ZM47 204H48V202H47ZM51 204H52V203H51ZM62 204H63V203H62ZM84 204H85V203H84ZM133 204H134V203H133ZM149 204H150V203H149ZM1 205H2V206L0 207V213H2V212H3V213L8 212L9 210L13 209V207L15 206L13 200H10V199H8V201L3 202V204H1ZM131 205H132V204H131ZM19 206H20V204H19ZM22 206H23V205H22ZM24 206H25V205H24ZM39 206H40V205H39ZM122 206H123V205H122ZM133 206H134V205H133ZM25 207H26V206H25ZM32 207H33V206H32ZM41 207H42V206H41ZM41 207H40V208H41ZM131 207H132V206H131ZM135 207H136V206H135ZM140 207H141V206H140ZM34 208H36V207H34ZM16 209H17V208H16ZM25 209H26V208H25ZM30 210H31V209H30ZM36 210H37V208H36ZM36 210H35V211H36ZM44 210H45V209H44ZM122 210H123V209H122ZM122 210H121V211H122ZM27 211H28V210H27ZM46 211H47V210H46ZM37 212H38V211H37ZM104 213H105V212H104ZM114 213H115V212H114ZM22 214H24V213L22 212ZM47 214H48V213H47ZM110 214H111V213H110ZM16 215H17V214H16ZM31 215H32V214H31ZM118 215H119V214H118ZM2 216H4V214H3ZM5 216H6V214H5ZM29 216H30V214H29ZM46 216H47V215H46ZM17 217H18V216H17ZM60 218H61V217H60ZM100 218H101V217H100ZM114 218H115V217H114ZM6 219H7V218H6ZM4 221H5V220H4ZM19 221H20V220H19ZM93 221H94V220H93ZM99 222H100V221H99ZM2 223H4V222H2ZM87 224H88V223H87ZM121 224H122V223H121ZM168 224H169V223H168ZM177 224H178V223H177ZM130 225H131V224H130ZM30 226H31V225H30ZM36 226H37V225H36ZM135 226H136V225H135ZM88 227H89V226H88ZM97 227H98V226H97ZM141 227H142V226H141ZM9 228H10V227H9ZM32 228H33V227H32ZM101 228H102V227H101ZM89 229H90V228H89ZM112 229H113V228H112ZM122 229H123V227H122ZM96 230H97V229H96ZM120 230H121V229H120ZM100 231H101V230H100ZM121 231H122V230H121ZM107 232H108V231H107ZM118 232H119V231H118ZM99 233H100V232H99ZM22 234H23V233H22ZM20 236H21V235H20ZM90 236H91V235H90ZM110 236H111V235H110ZM15 238H16V237H15ZM100 238H101V237H100ZM107 238H108V237H107ZM56 239H57V238H56ZM56 239H55V240H56ZM86 239H87V238H86ZM86 239H85V241H86ZM94 239H95V238H94ZM96 239H97V237H96ZM115 239H116V238H115ZM122 241H123V240H122ZM90 242H91V241H90ZM108 242H109V241H108ZM1 243H2V242H1ZM18 243H19V241H18ZM121 243H122V242H121ZM83 244H84V243H83ZM24 246H25V245H24ZM89 246H90V245H89ZM96 246H97V245H96ZM87 247H88V246H87ZM94 249H95V247H94ZM75 250H76V249H75ZM81 250H82V249H81ZM93 252H94V251H93ZM24 262H25V261H24Z\"/></svg>","mask_w":264,"mask_h":264}]
</instances>
